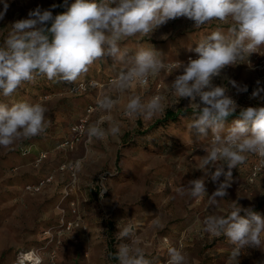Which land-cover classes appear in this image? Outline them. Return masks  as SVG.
<instances>
[{
    "label": "rangeland",
    "instance_id": "374dc122",
    "mask_svg": "<svg viewBox=\"0 0 264 264\" xmlns=\"http://www.w3.org/2000/svg\"><path fill=\"white\" fill-rule=\"evenodd\" d=\"M57 1L7 0L9 7L0 20V30L28 18L29 11L38 6L56 15V8L51 6ZM73 2L63 0V12ZM3 10L0 0V11ZM184 20L181 17L169 21L148 40L140 36L126 39L121 50L128 49L129 55L121 61L105 57L94 62L88 73L76 81L100 83L87 91L75 92L70 83L39 76L34 82L24 83L11 97L0 95V103L8 105L20 100L39 102L48 109L46 118L50 120L44 133L18 140L10 148L0 147V264H17L19 253L30 249L37 250L43 264H118L115 254L121 243L141 248L151 264H167L169 248L181 250L186 264H227L234 245L224 235L198 232L195 221L203 222L208 215L226 217L233 205L252 207L264 215V165L256 155H250L244 165L232 170L227 195L215 207L208 206L206 197L193 198L187 191L183 196L177 192L189 180L202 177L208 195L216 185L197 169L205 155L203 148L210 147L211 131L208 137L196 136L188 127L192 115L159 123L167 109L186 108L188 104L187 99L173 103L168 95L169 84L178 74L173 68L158 77H149L146 85L133 82L122 94L112 86L110 79L118 76L130 56L149 44L168 65L196 58L189 49L207 36L203 33L210 24L195 29L192 25L184 27ZM6 35V31H0V44ZM258 50H263L264 56V47ZM259 56L253 53L250 65L229 67L222 73V77L240 86L247 85V92L238 93L225 78L213 80L216 85H227L228 94L241 107L257 106L258 101L250 98L257 80L264 88L263 73L256 65ZM158 94L169 101L161 115L130 118L124 111L130 97L140 96L147 103ZM105 96L119 99L111 113L99 107L98 101ZM259 103L264 106V101ZM90 105L95 108L88 112ZM109 115L121 125L118 138H90L88 126L109 128ZM82 120L83 130H76ZM126 132L129 135L124 139ZM257 163L261 169L251 180ZM246 166L251 167L247 171L250 173L240 174L238 170L244 171ZM128 225L135 229L134 240L119 239L118 232ZM260 240L258 247L241 250L239 264H264V233Z\"/></svg>",
    "mask_w": 264,
    "mask_h": 264
},
{
    "label": "clouds",
    "instance_id": "9594fccd",
    "mask_svg": "<svg viewBox=\"0 0 264 264\" xmlns=\"http://www.w3.org/2000/svg\"><path fill=\"white\" fill-rule=\"evenodd\" d=\"M57 6L53 4L51 8ZM8 7L7 0H3L0 20ZM181 17L193 21L195 29L213 20L229 23L230 27L227 33L219 28L212 31L189 49L196 58L189 57L187 62L177 60L174 65L166 64L151 44L141 47L130 56L112 86L122 94L133 82L146 84L149 77H158L169 68L178 73L169 84L168 95L173 103L188 100L186 108L192 109L188 127L196 136L208 137L211 131L210 147L203 148L205 155L197 169L210 178L216 190L208 195L202 177L189 180L177 192L183 196L187 191L193 198L206 197L208 206L215 207L227 195L233 169L244 165L250 155L258 156L264 165V106L259 103L264 101V88L259 86L260 81H256L257 87L250 97L258 101L257 106L248 107L238 105L228 94L227 85L213 83L227 67L250 65L249 57L264 46V0H74L66 11L56 15L38 6L29 11L28 18L0 30L7 32L0 44V95L11 97L24 83L34 82L39 76L56 83H75L97 60L111 57L117 62L128 56V49L121 50L126 39H151L161 26ZM222 78L238 93L247 92V85ZM91 83L95 85V81ZM168 103L163 94L152 96L147 103L134 96L129 98L124 111L130 118L150 119L161 115ZM98 104L111 113L119 99L105 96ZM47 111L39 102L0 103V147L10 148L18 140L44 133L50 125ZM234 115L236 118L226 128L228 118ZM107 119L109 128L90 124L88 136L100 140L118 138L120 123L111 115ZM195 225L198 232L226 236L234 245L227 264H239L242 249L260 245L264 215L252 207L233 205L226 217L208 215L203 222L197 219ZM118 238L134 240V227L125 226ZM168 256L167 264H186V256L177 248H169ZM115 258L118 264H151L141 248L128 243L118 245ZM17 264L43 262L37 250L30 249L19 253Z\"/></svg>",
    "mask_w": 264,
    "mask_h": 264
},
{
    "label": "built area",
    "instance_id": "2783aa9c",
    "mask_svg": "<svg viewBox=\"0 0 264 264\" xmlns=\"http://www.w3.org/2000/svg\"><path fill=\"white\" fill-rule=\"evenodd\" d=\"M257 52L258 54L261 56L257 57L259 58L258 60V63L256 64L257 65V68H259V70L262 71L263 73V78H264V56H263V50H258L257 49ZM229 67H227L226 69H228ZM117 77H113L111 78L110 80L113 81L114 79H116ZM149 79V78H148ZM149 80H147V83H148ZM92 81H84V80H81V81H78V82H75V83H71L70 85V88L72 91H75V92H83V91H87L91 86H92ZM146 83V84H147ZM97 84H100L99 82L95 81V85ZM146 84H143V85H146ZM94 106L93 105H90L89 108H88V112H91L94 110ZM84 120H82V124L78 127H76L75 129L78 130L79 127H81L79 130H83V127H84ZM261 169V165L259 163H257L254 167H253V170H252V173H251V176H250V179L253 180V178L258 174L259 170Z\"/></svg>",
    "mask_w": 264,
    "mask_h": 264
},
{
    "label": "trees",
    "instance_id": "16d2710c",
    "mask_svg": "<svg viewBox=\"0 0 264 264\" xmlns=\"http://www.w3.org/2000/svg\"><path fill=\"white\" fill-rule=\"evenodd\" d=\"M56 5H58L56 7V14H59V13H62L63 12V0H58ZM190 115H192V109L190 108H178L176 110L174 109H167L163 118L161 120H159V123L163 122V123H167V121H175L176 119H178L179 117H182V118H185V117H189ZM238 115V114H237ZM236 116H231L228 118V121L226 123V128L228 125L231 124V121L233 119H235ZM141 122L139 121L138 122V125L140 124ZM142 132H139V134H141ZM129 135V133L127 132L124 136V139ZM111 252L113 253L114 250L111 249Z\"/></svg>",
    "mask_w": 264,
    "mask_h": 264
},
{
    "label": "crops",
    "instance_id": "0c3cea01",
    "mask_svg": "<svg viewBox=\"0 0 264 264\" xmlns=\"http://www.w3.org/2000/svg\"><path fill=\"white\" fill-rule=\"evenodd\" d=\"M208 24H210V26L207 28L208 29V31L206 30L203 34H205V35H209L212 31H214V30H216L217 28H219V29H222L225 33H227V29H228V27H230V26H228V24L227 23H221V22H219V21H216V20H213V21H211L210 23H208ZM214 24V25H213ZM186 25H192L193 27H194V22L193 21H191V20H189V19H187L186 18V20H184V27L186 26ZM206 25V24H205ZM205 25H203V26H205ZM201 28V27H200ZM204 28V27H203ZM202 28V29H203ZM196 41V40H195ZM193 43V42H192ZM199 43V41L197 40L196 41V44H198ZM196 44H194L195 46H196ZM261 47H264V46H261ZM185 48V46L182 48V51H183V49ZM177 53H179V52H177ZM71 84V83H70ZM127 133V132H126ZM126 133H124V136H125V134ZM243 169H245L244 171H242V170H238V172L240 173V174H242L243 172V174L242 175H244V174H246V173H250V172H247L249 169H251V167L250 168H248L247 166H246V168H243ZM251 171V170H250ZM241 175V176H242ZM259 205V204H258ZM197 249V247H195V245L194 246H192V251L193 252H195V250ZM197 256L200 258L201 257V254H200V248L198 247V251H197Z\"/></svg>",
    "mask_w": 264,
    "mask_h": 264
}]
</instances>
